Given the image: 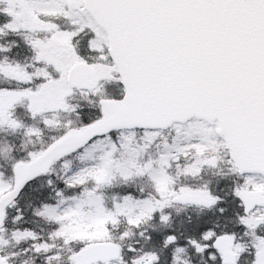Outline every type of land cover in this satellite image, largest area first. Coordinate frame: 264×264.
Masks as SVG:
<instances>
[{"label": "snow or ice", "instance_id": "obj_1", "mask_svg": "<svg viewBox=\"0 0 264 264\" xmlns=\"http://www.w3.org/2000/svg\"><path fill=\"white\" fill-rule=\"evenodd\" d=\"M0 264H264V0H0Z\"/></svg>", "mask_w": 264, "mask_h": 264}]
</instances>
